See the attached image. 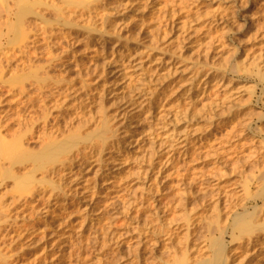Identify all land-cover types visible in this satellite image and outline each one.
<instances>
[{
    "label": "rangeland",
    "instance_id": "374dc122",
    "mask_svg": "<svg viewBox=\"0 0 264 264\" xmlns=\"http://www.w3.org/2000/svg\"><path fill=\"white\" fill-rule=\"evenodd\" d=\"M90 7L0 0L1 43H16L0 72L7 146L36 159L72 144L64 158L74 163L33 174L27 156L17 180L0 181V264H210L217 215L231 222L246 187L264 186V0ZM44 29L56 33L53 55L41 45L22 56L24 38L42 41ZM11 49L0 50V66ZM24 86L49 106L24 114ZM106 126L114 135L100 139ZM230 233L234 255L222 264H246Z\"/></svg>",
    "mask_w": 264,
    "mask_h": 264
},
{
    "label": "bare ground",
    "instance_id": "6f19581e",
    "mask_svg": "<svg viewBox=\"0 0 264 264\" xmlns=\"http://www.w3.org/2000/svg\"><path fill=\"white\" fill-rule=\"evenodd\" d=\"M3 1L6 6H9V0H1ZM25 1V0H24ZM30 2V0H28ZM69 1V0H67ZM102 0H93L92 4L90 3V0H70V5L74 6L75 8H82L80 10L83 9H87V11H89L91 9L90 5L93 4H98L100 3ZM31 4H34V2H31ZM10 7L7 8V12L9 13L10 11ZM26 10V7H24L23 5L21 6V12L23 13ZM27 12V11H26ZM79 12L78 11H73V15L76 16ZM27 14V13H25ZM25 14H23L25 16ZM34 16L36 17V19H41L42 21H45L47 19V17L45 15H43L40 12H35ZM72 26V25H70ZM45 32H41V34L43 33L42 36V41L39 40L38 38L34 39L33 41H31L29 43V40H32L30 38H28V36H26L24 38V41L21 42L23 44V46H21L19 48V52L22 53L21 55H38L40 52V48L38 49L37 47L43 45L46 48H44L45 50L48 49L47 55L48 57H51L54 53L53 48L59 44H56L54 41V43H52V40L56 39L55 37L53 38V34L51 31H48L47 29H44ZM57 37V35H56ZM3 38V37H2ZM15 40V39H14ZM54 44L53 45H51ZM12 46V49L10 51H8L7 53L4 54V63L5 66H0V72H4L5 69L9 70L12 67L13 61L15 59L16 56V52H14V49L16 47V43H13L12 41L8 40L5 44L1 43L0 40V50H4L5 48ZM38 53V54H37ZM30 60V58H29ZM28 60V61H29ZM27 61L23 59L22 57V65H26ZM3 77L0 78V80H2ZM39 91L43 90V87H41V85L38 87ZM202 91H206V87H202ZM36 97H30L31 95L28 94L27 90H26V86L23 87V89L21 90V95H23L26 100L24 102L25 104V109H24V114L26 113V111L28 110L29 107L31 106H37V103L40 101L43 104L44 107H48L50 102H49V97L45 96V94H42L41 92H37L35 93ZM46 109V113L50 112L49 108H45ZM1 114V112H0ZM21 119L22 120H27V117H25L24 115H21ZM1 121V120H0ZM48 124L47 120H45L44 122V127H46ZM106 131L104 133L101 134L100 139H104L107 140L114 135L113 131L111 130L110 126H106ZM3 130L4 127L2 125V123L0 122V181L6 182L8 179H15L17 180V174L14 172V168L16 166V163H18V161L22 160V159H26L27 156H29V152H27L28 155H25L23 153H21V155H17L15 153L12 152L11 148L9 146H7L8 141H6V138L3 135ZM89 137H78L77 141L78 142H88ZM72 147V144H68L67 146H58V145H51L49 147H47L46 149H44L43 151L40 152V155L36 158L33 159L31 158V156H29V158L33 161L34 165L32 168V173L34 174L35 171H41L43 169H46L48 166H53L54 164L60 163V165H62L64 168L67 167H71L73 166V159H67L65 160L64 156L67 154L68 150ZM54 168V167H52ZM51 168V169H52ZM51 175L53 174L54 170L50 171ZM31 174L30 178H28L27 180H29V182L35 178L34 175ZM35 180V179H34ZM1 186V185H0ZM245 197L244 200L247 201V203L245 204V206L243 207V212H232L230 215H232V221L230 222V216L227 217L222 216L221 214H218L217 217L215 219V224H216V231L218 232L219 236L217 238L214 239L213 243L215 244V257L213 260L210 261V264H222L225 262V260H228V258L231 257H227L230 254L234 255L233 253H230L229 255L227 254V247L224 245V239L225 236H227V234L229 233V231H231V240H233V243H237V242H242L240 244H243L245 246V248L247 249V253L245 255V257H247V262H245L246 264H253L254 261H258L261 260L262 257H264V186L256 189V191H254L253 186L248 185L246 187L245 190ZM217 199V198H216ZM218 200V201H217ZM215 202V209L216 211L219 210L218 205H220L221 200H219V198L217 199ZM220 213V211H219ZM2 217H0V226L2 224ZM225 220V222H224ZM191 224V223H190ZM193 224V223H192ZM189 225L193 226V225ZM198 226V225H197ZM192 228V227H191ZM193 229V228H192ZM191 229V230H192ZM180 230V229H178ZM175 230V233L176 231ZM191 234V232H190ZM178 235V234H176ZM189 239V238H188ZM187 242V240H186ZM213 244V245H214ZM232 244V243H231ZM235 245V244H234ZM242 246V245H241ZM239 245L238 248L241 247ZM243 246V247H244ZM229 247V246H228ZM231 250V249H230ZM235 250V249H234ZM232 251V250H231ZM230 252V251H228ZM233 252V251H232ZM230 255V256H231ZM233 257V256H232ZM230 261V259H229ZM262 261V260H261ZM228 262V261H226ZM263 262H259V264H261ZM207 264V263H205ZM227 264V263H225ZM229 264V262H228Z\"/></svg>",
    "mask_w": 264,
    "mask_h": 264
}]
</instances>
